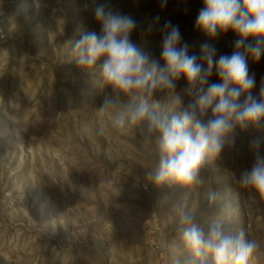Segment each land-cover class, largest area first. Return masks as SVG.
<instances>
[{
  "label": "rangeland",
  "instance_id": "1",
  "mask_svg": "<svg viewBox=\"0 0 264 264\" xmlns=\"http://www.w3.org/2000/svg\"><path fill=\"white\" fill-rule=\"evenodd\" d=\"M92 0H0V264H173L187 255L175 209L195 212L199 224L221 219L225 230L264 244V201L253 202L234 181L251 167V131L201 168V185L145 190L144 172L158 160L155 137L118 130L100 113L94 73L68 58L67 43L99 32ZM137 23L131 39L155 58L165 21L178 25L190 53L201 43L231 54L229 31L209 40L195 28L202 0H95ZM159 17L151 34L144 33ZM258 94L264 57L248 58ZM210 82H220L213 74ZM181 77L176 90L182 92ZM111 94V90H108ZM155 99L163 102L164 94ZM188 98L185 97V103ZM208 116H211L209 111ZM207 118V117H206ZM209 193L216 199L209 202ZM252 264H264V246Z\"/></svg>",
  "mask_w": 264,
  "mask_h": 264
},
{
  "label": "clouds",
  "instance_id": "2",
  "mask_svg": "<svg viewBox=\"0 0 264 264\" xmlns=\"http://www.w3.org/2000/svg\"><path fill=\"white\" fill-rule=\"evenodd\" d=\"M166 2L161 0V6ZM202 3L195 28L209 40L234 33L231 54L217 56V48L208 42L200 44L198 53H190L179 26L165 21L158 29L162 47L157 59L132 41L137 23L130 15L92 0L83 7L92 11L99 32H81L71 39L68 58L94 73L102 94L98 111L109 115L116 129H135L145 141L155 137L158 160L144 172L145 190L165 184L198 187L205 163L220 159L226 149L235 147L240 132L250 130L248 149L254 159L234 181L254 194L253 202L256 196L264 201V78L254 95L256 77L248 67L249 57L255 63L264 57V0ZM158 24L156 17L144 33L151 34ZM213 74L220 82H210ZM181 77L186 86L178 92ZM157 93L164 94L163 102L155 99ZM215 199L216 194L209 193V202ZM175 213L187 255L173 264H252L264 246L254 236L246 238L243 230L238 234L225 230L221 219L204 226L194 211L178 206Z\"/></svg>",
  "mask_w": 264,
  "mask_h": 264
},
{
  "label": "built area",
  "instance_id": "3",
  "mask_svg": "<svg viewBox=\"0 0 264 264\" xmlns=\"http://www.w3.org/2000/svg\"><path fill=\"white\" fill-rule=\"evenodd\" d=\"M6 37V33L3 28L0 27V42H2Z\"/></svg>",
  "mask_w": 264,
  "mask_h": 264
}]
</instances>
